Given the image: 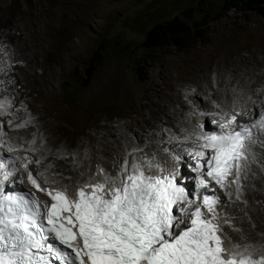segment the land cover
I'll list each match as a JSON object with an SVG mask.
<instances>
[{"label": "snow or ice", "instance_id": "1", "mask_svg": "<svg viewBox=\"0 0 264 264\" xmlns=\"http://www.w3.org/2000/svg\"><path fill=\"white\" fill-rule=\"evenodd\" d=\"M12 108L9 101L0 100V117ZM210 114L219 116V121L211 122L218 127L201 124L199 134L162 141L194 146L164 148L171 164L147 156L125 159L115 176L98 166L103 181L93 182L89 176L78 182L74 194L66 187L41 186L47 184L45 172L34 176L29 165L39 166L44 157L35 161L24 157L23 164L0 158V264H264V255H254L256 247L264 248V241L258 246L234 245L232 252L224 247L219 226L223 205L216 194L219 188L231 202L230 185H235V198L246 207L242 181L252 163H261L264 170L254 151L258 142L264 147V112L246 124L237 121L247 115L242 111ZM9 127H13L11 120ZM5 135L0 122V148ZM34 144L31 141L26 150L35 151ZM8 151L18 149L9 146ZM185 163L194 177L182 171ZM21 168L28 183L48 196L51 204L31 192L5 191L7 183L24 184L18 176ZM193 180L190 187L188 182ZM227 222L240 231L231 220Z\"/></svg>", "mask_w": 264, "mask_h": 264}, {"label": "rangeland", "instance_id": "2", "mask_svg": "<svg viewBox=\"0 0 264 264\" xmlns=\"http://www.w3.org/2000/svg\"><path fill=\"white\" fill-rule=\"evenodd\" d=\"M15 4L16 0H0V35L4 39L11 40L17 29L23 30L33 21L41 36L38 44L44 48V51L54 56L53 58L62 57V60L69 63L62 64L60 72L53 77L54 90H51V93L42 90L28 92L26 82L38 78L41 71L36 70L34 66L24 64V61L32 56L27 54L17 56V53L13 52L11 60L13 61L17 56V60L23 63L19 65L15 61L13 62L16 63L15 67H25L20 69L19 73L8 74L3 82V93L17 101L16 115L13 117L16 123L14 125L22 123L23 120L31 121L33 113H17L31 95L30 98H34L37 104L46 106L58 118L62 129L54 131L56 138L59 140L67 138L76 146L78 139L89 136L100 138L106 132L103 128L110 127L117 128V134L124 138L122 140L124 146L130 145L126 141L127 136L132 141L144 142L145 147L151 146L147 134H137L136 128L129 127L135 110V104L124 100L129 86L138 92L134 97L129 96L133 99L149 92L154 84L159 85L171 96L174 82H181L183 86H187L198 76L201 79L204 77L210 79L205 82L207 86L217 83L220 76H226L227 82H233L232 73L237 60L235 48H260L261 52H257L258 61H264V10H248L245 9L244 4L229 9L231 0L228 2L226 0H32V5L34 4L31 6L32 10L26 0L25 10L22 12H17ZM49 8L51 12L47 13ZM4 15L8 17L6 21L2 19ZM175 19L193 30V37H190L189 42L182 46L169 44L163 47H149L146 44L151 29ZM50 25L52 30H49ZM19 37L15 38L13 43L15 46L19 45ZM66 47H70V51L67 52ZM212 51L229 53V56L219 61L221 69L226 71L215 69L217 63L210 59ZM3 55L8 59L10 52L0 44V59ZM242 55L249 56V53L245 51ZM35 56L42 59L39 54ZM69 56L70 59L65 60ZM60 61L53 59L50 64ZM260 72L264 74L263 69ZM4 74V66L0 65V75ZM244 81L252 84L248 78ZM234 84L233 86H238L237 84L240 83ZM192 105L196 107V104ZM184 107L187 109V106ZM26 117L28 118L25 119ZM6 121H3L4 125ZM164 129L169 135L175 136L174 131L168 126H164ZM10 130H12L9 131L10 134L6 133V135L12 143L18 139L24 142L23 135H13L16 133L15 127ZM83 131L85 134L81 135ZM42 133L44 132L37 130L30 134L29 139H25L28 147L30 142L35 140V144L31 145L35 153L42 150L41 145L46 144V141L42 140ZM109 141L113 139L110 138ZM162 141L165 140L154 142V145L160 149L154 152V157L168 159L170 155L161 151L163 150L161 147L163 145L166 148L172 147L169 149L176 147ZM93 146L95 144H80L79 149L85 151L84 157L76 156L70 161L67 171L69 170L71 174L66 175V171L59 172L60 176L72 178L69 186L73 187L75 182L87 180L89 176L92 179L98 175L102 176L99 174L98 166H103L98 163L90 164L87 172L82 170L84 161L91 160V154L94 156ZM12 153L21 164L25 163L24 157H30L25 154L22 157L18 154L19 151ZM56 153H59V149ZM40 154L41 157H47L43 153ZM97 156H100L99 153ZM124 156L128 157L126 149L120 150L118 157L115 158L116 167L126 159ZM55 161L56 159L52 158V162ZM32 165H29V170L39 171L37 166L34 169ZM252 167L251 174L255 173L254 182L243 187V196L247 197L249 193L253 195L252 199L255 202L253 205L249 202L248 206L251 210L259 212L260 205L264 204L261 202L264 198V170L261 168V163H253ZM108 171L113 176L116 175V169L110 168ZM48 173L57 174L53 169ZM251 174H246L248 177L242 182L247 184ZM26 175L27 172L22 171V177L26 178ZM62 179L60 178V182ZM256 180L261 183L256 184ZM244 188L248 191L245 192ZM232 198L237 203H241L235 195ZM227 199L221 197L224 208L229 204ZM223 207L220 211L224 209ZM259 214L264 219L263 213ZM244 219L250 221L246 217ZM225 223L228 224L226 221ZM255 223L259 226V232L261 230L264 232V221L256 219ZM232 230L233 233L238 234V231L233 228ZM239 236L241 241L245 239L244 235Z\"/></svg>", "mask_w": 264, "mask_h": 264}, {"label": "bare ground", "instance_id": "3", "mask_svg": "<svg viewBox=\"0 0 264 264\" xmlns=\"http://www.w3.org/2000/svg\"><path fill=\"white\" fill-rule=\"evenodd\" d=\"M30 3V10L32 5V0H27ZM26 0H16L15 6L17 7V12L24 11ZM51 12V8L48 9L47 13ZM4 21L8 19L6 15L2 17ZM38 29V28H37ZM49 30H52V26H49ZM11 36V35H10ZM17 36L19 37V45L15 46L13 43L15 42V38ZM40 33L36 30L35 23L32 21L30 25L25 26V28L22 30L17 29L16 33L11 40L4 39L0 35V44H3L10 52V57L6 59V56L3 55L1 57V64L4 66L5 74L0 75V100H7L12 105L13 108L10 111L8 115H5L3 117H0V122L3 123V128L5 133L10 134L9 131L11 128L14 127L15 121L13 120V117L16 115L15 107L17 106V101L8 96L7 94L3 93L4 91V80L6 79V76L8 74H14V72L19 73L20 69H25V67H15L16 63L19 65H23V63L20 60H17V56L27 54L30 57V59H27L24 61V64L27 66H34L36 70H40V74H38V78H34L33 81H27L26 82V89L28 92H32L33 90H42L51 93V90H54V84H53V77L57 75L60 72L61 65L64 63H69V61L62 60V57H55L52 56L50 53L45 52L44 48L38 44L40 41ZM32 45H31V44ZM36 44L38 46H36ZM70 47H66V51H70ZM237 55V60L235 61V70L232 73L233 82H227L228 78L226 76H220L217 79V83L211 84L209 86L206 85V81L210 80L207 77H204L201 79L199 76L196 78V80L192 83H189L187 86H183L182 83H175L172 85V92L173 94L170 96L167 93H165L162 88L154 84L149 92L146 94L139 96L138 98L130 99L129 96L134 97L138 94L137 90L135 88H131L130 86L127 87V94L125 95L124 100H127L128 102H131L134 107V114L131 116V123L129 124L130 128L135 129L137 134L145 133L149 136V143H151V146L145 147L144 142L140 140L132 141L129 136L126 137L127 143H130L129 146L123 144L122 138L120 135L117 134V128L110 127V128H103L106 130L105 134L102 137H87L83 138L81 140L78 139V145L76 146L74 142L71 140H68L67 138L57 139L56 134L54 133L55 130H61L62 126L60 122L58 121V118L53 115V113L44 105L37 104L36 100L34 98H30L31 95H29V98L27 99L24 106L17 112L18 114L23 113H33L31 116L30 123L24 127V128H16L13 135L19 136L23 135L24 142L21 139L14 140L12 143L9 139V137L6 135L2 139V143H6L9 146H13V148L18 149L19 155H30V159L35 161L38 159H41V154L43 153L44 156H47L44 161H41V164L39 166L35 165L33 163L32 168L35 169L37 166L39 168V171L35 169V172H32L33 175H37L39 172H45V176L47 179V184L42 183V187H48V188H68L70 194H74L78 187V181L74 183V186H69V182H71L72 178H66L65 176H60L59 172L66 171L65 174H71L70 171H67V168L70 167L69 163L71 160H73L76 156L84 157L85 151L79 149L80 144H95V146L92 147V152L94 153L92 155L91 160H85V164L83 165V172L89 171L90 164H101L104 169H116L115 166V158L118 157L120 150L127 151V154L129 152L132 153V156H124V159L131 160L133 157H135L137 160H142L145 156L152 158L154 157V152L156 150L160 149L154 145V142L157 140H165L169 137H183L184 130L187 128H192L191 124H196L197 117L199 113L202 111L204 112L207 109L213 108L217 101L220 102L221 98L223 96L229 97V95L232 92V88H237L241 90V94L247 95L248 103L249 105H252L254 107V111L256 116L262 112H264V74H261V70H264V61L259 60L257 55V52H261L260 48L254 47L249 49H241V48H235ZM248 51L249 56H243V52ZM13 52L17 53V56L12 61L11 57ZM66 52V53H67ZM36 54H39L42 56V59H39ZM229 56V53L223 52V51H212L210 54V59L216 61V70L226 71L224 69H221L219 65V61L221 59H224L225 57ZM52 58V59H51ZM6 59V60H5ZM53 59L61 60L60 62L50 64V61ZM70 59V56L67 57L65 60ZM16 63L14 64L13 62ZM42 61V62H41ZM64 61V62H63ZM63 62V63H62ZM15 73V74H17ZM248 78L252 81V84L250 83H244V79ZM235 82H239L240 84L235 85ZM224 85V86H223ZM223 86V87H221ZM260 87V88H258ZM8 88V87H7ZM5 88L6 90H8ZM261 88L263 89L261 91ZM189 92V95H188ZM261 95H259V93ZM241 103L243 100H241ZM240 103V104H241ZM192 104H196V107ZM137 105V106H136ZM187 106V109L186 107ZM243 105V104H241ZM261 106V107H260ZM200 108V110L198 108ZM209 110H207L208 112ZM188 114H190L188 116ZM26 117L25 119H27ZM192 118V119H191ZM215 118H213L212 121H214ZM6 121V125H4L3 121ZM11 120L13 127H9V122ZM206 119V124H210V121ZM24 121V120H23ZM14 122V123H13ZM17 122V121H16ZM182 123V124H181ZM18 125V124H17ZM40 125V126H35ZM164 126H168L174 131L175 136L169 135L165 129ZM126 127V126H123ZM213 127H215L213 125ZM210 129V126H208ZM41 131L42 133V140L46 141L45 145H39L42 147V150L35 153L34 151H28L29 147L27 146V142L25 139H29L30 134H32L35 131ZM46 131V132H45ZM67 134V132L65 133ZM85 134V131L81 135ZM80 135V136H81ZM79 136V137H80ZM112 138L113 141H109V139ZM30 141V140H29ZM28 141V142H29ZM126 143V144H127ZM177 150L182 149L183 145L178 143H172ZM171 144V145H172ZM257 151L256 155L262 162H264V147H261L259 142L257 143ZM162 149L166 148V146H162ZM57 149H59V153L57 152ZM163 151V150H161ZM16 152L17 151H13ZM75 152L76 156L72 157L70 155H66L65 153H72ZM91 153V151H89ZM164 152V151H163ZM11 153V152H10ZM99 153L100 156H97ZM162 153V152H160ZM165 153V152H164ZM161 155V154H159ZM104 158H102V157ZM7 157L12 158L16 160L17 163L21 164V162L14 157V154H8ZM24 157V156H22ZM43 157V156H42ZM163 157V156H162ZM52 158L56 159L55 162H52ZM156 161H167L170 162L171 156L167 159H161L156 158ZM23 162H25L23 158ZM47 165H52V167L47 168L45 171V167ZM251 168H253L251 166ZM50 169H53V172L57 174H49L48 171ZM24 172V169H20V171ZM253 170V169H252ZM252 171L248 172L247 174H251ZM255 172V171H254ZM153 173V172H152ZM255 174V173H253ZM253 174H251L248 178L247 184L242 182L243 187L249 186L254 182ZM27 176V175H26ZM62 179V182H60V178ZM248 177V176H247ZM104 177L97 176L94 177L92 180L93 182H102ZM75 181V180H73ZM86 180H81L79 183H83ZM247 181V180H246ZM28 182V181H27ZM249 183V184H248ZM256 184H259L261 182L255 181ZM29 184V183H28ZM34 188V187H33ZM34 190H36L34 188ZM245 192L248 191V189L244 188ZM37 191V190H36ZM38 193H41L37 191ZM42 194V193H41ZM45 195V194H42ZM235 195V193L233 194ZM245 195V194H244ZM248 198V199H247ZM254 198L253 195L250 193L247 195V197L244 196V200L247 202L246 207L242 203H237L236 200L232 198L231 202L229 199L228 206H226L223 210L220 211L221 218L219 222H224L231 220V224L235 226L236 229H239L238 234L233 233L232 226L227 225L226 228H224L225 233L223 234V239L225 243H230L228 246L233 245L232 249L228 250V252H232L236 250L234 248V245H241L244 244H253V245H259L260 242L264 241V232L259 229V226L257 223H255L256 219H259L260 221H264L263 217L259 213H263L264 215V204L260 205L259 212H255L249 208V202L250 205L254 204ZM261 202L264 203V198L261 199ZM227 203V202H226ZM226 214V216L224 215ZM250 219V221H246V219ZM244 219V221H243ZM242 220V222H241ZM253 224L255 227H253ZM220 226V225H219ZM232 227V228H231ZM234 229V228H233ZM264 230V229H263ZM241 232L243 234H241ZM239 235H244L245 239L241 241L239 238ZM253 249H250L252 251ZM254 255L258 258L261 255H264V248L256 247L254 250Z\"/></svg>", "mask_w": 264, "mask_h": 264}, {"label": "clouds", "instance_id": "4", "mask_svg": "<svg viewBox=\"0 0 264 264\" xmlns=\"http://www.w3.org/2000/svg\"><path fill=\"white\" fill-rule=\"evenodd\" d=\"M240 99L243 100L242 103H241ZM240 103L243 104V105H241ZM213 105H215L213 108L207 109V110H209L208 112H207V110L204 111V112H207L209 114H206V115H198L196 124H193L192 123L191 124L192 128L189 127L187 129H185L184 130V133H183V137H187V136H189L191 134H199L201 130L199 128H197V125L204 124V125H206V128H208V126H210V128H212L213 125L211 124V122H212L213 118H215L214 121H219V119H220L219 116L210 114L213 111L214 112L223 111V112H227V113L231 114L233 112V110H235L237 112L242 111L244 113H247V115H240V116L237 117V121L239 123H241V124L250 123L252 120H254V119L257 118V116L255 114V111H254V107L252 105H249V103H248L247 95L241 94V90L237 89L236 87L235 88H232V92L229 95V97L223 96L221 98L220 102L217 101ZM208 118H209V120H207V121H210V124L209 125L206 124V119H208ZM215 127H218V125H215ZM5 144L6 143H3V145H5ZM6 145H8V144H6ZM182 145H183L182 148L194 147L193 145H189V144H182ZM11 147H13V146H11ZM168 147L169 148H172L170 146H168ZM256 147H257V144L254 146L255 150H256ZM11 153L8 150L3 151V149L0 148V156L1 157L4 156L5 158L8 159L9 157H7V155L8 154H11ZM133 158H135V157H133ZM184 160L186 162H188L189 161V157L185 156L184 157ZM168 163L171 164L172 163V160L170 162H168ZM252 164H251V166H252ZM181 168H182V171H185L186 170V174L191 175L193 177L195 176L194 173L190 172V169H187V163L182 164L181 165ZM151 174L152 175H156L157 173L155 171H153V173H151ZM18 176L19 177H22V170L18 173ZM23 178L26 179L25 177H23ZM193 182H194V180H193ZM188 183H189V186L192 187V184L190 182H188ZM26 186H28L30 188H33L32 185L28 184V182H27ZM52 189H60V188L57 187V188H52ZM231 192H232V196H233V194L235 193V190H233ZM42 194H44V193H42ZM42 194H40V196ZM222 196L228 198L225 195V193H224L223 195H221L219 197L221 202H222V200H221V197ZM42 199L46 200L47 202H50L51 201L49 199V197L46 196V195H43Z\"/></svg>", "mask_w": 264, "mask_h": 264}, {"label": "trees", "instance_id": "5", "mask_svg": "<svg viewBox=\"0 0 264 264\" xmlns=\"http://www.w3.org/2000/svg\"><path fill=\"white\" fill-rule=\"evenodd\" d=\"M228 1L226 0V2ZM238 4H244L245 9L248 10H264V0H231L228 8H237ZM192 31L188 25L175 19L164 24H158L151 29L148 33L146 44L149 47H163L169 44L182 46L191 40L193 37Z\"/></svg>", "mask_w": 264, "mask_h": 264}]
</instances>
